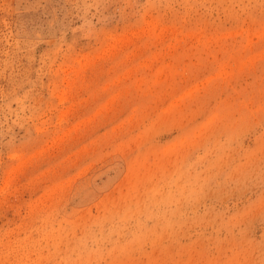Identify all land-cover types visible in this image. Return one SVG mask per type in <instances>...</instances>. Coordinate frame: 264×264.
Segmentation results:
<instances>
[{"label": "rangeland", "instance_id": "rangeland-1", "mask_svg": "<svg viewBox=\"0 0 264 264\" xmlns=\"http://www.w3.org/2000/svg\"><path fill=\"white\" fill-rule=\"evenodd\" d=\"M0 264H264V0H0Z\"/></svg>", "mask_w": 264, "mask_h": 264}]
</instances>
